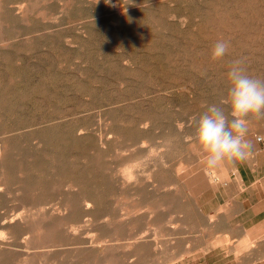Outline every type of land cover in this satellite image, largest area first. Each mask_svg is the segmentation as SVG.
Here are the masks:
<instances>
[{
    "label": "rangeland",
    "instance_id": "1",
    "mask_svg": "<svg viewBox=\"0 0 264 264\" xmlns=\"http://www.w3.org/2000/svg\"><path fill=\"white\" fill-rule=\"evenodd\" d=\"M238 58L264 0H0V263L264 264V115L244 162L194 142Z\"/></svg>",
    "mask_w": 264,
    "mask_h": 264
},
{
    "label": "clouds",
    "instance_id": "2",
    "mask_svg": "<svg viewBox=\"0 0 264 264\" xmlns=\"http://www.w3.org/2000/svg\"><path fill=\"white\" fill-rule=\"evenodd\" d=\"M228 48V42L217 41L212 59L223 58ZM226 75V98L220 104L208 105L194 120V142L203 153V165L209 169L249 159L253 144L247 139L248 117L264 115V80L247 74L244 58L232 60Z\"/></svg>",
    "mask_w": 264,
    "mask_h": 264
},
{
    "label": "bare ground",
    "instance_id": "3",
    "mask_svg": "<svg viewBox=\"0 0 264 264\" xmlns=\"http://www.w3.org/2000/svg\"><path fill=\"white\" fill-rule=\"evenodd\" d=\"M84 200H86V199H84ZM79 201H80V200H79ZM82 201H83V200H82ZM82 201H81V202H82ZM86 201H87V200H86ZM86 201H85V202H86ZM83 202H84V201H83ZM87 202H88V201H87ZM81 204H82V203H81ZM21 217H22V216H21ZM21 217H20V218H21ZM20 221H21V220H20ZM26 222H27V221H26ZM63 223H64V225H65L64 220H63ZM27 224H28V222H27ZM31 225H32V224H31ZM66 225H67V224H66ZM27 226H28V225H27ZM45 226H46V225H45ZM68 226H69V225H68ZM61 227H62V226H61ZM28 228H29V227H28ZM33 228H34V226H33ZM46 228H47V227H46ZM46 228H45V229H46ZM62 228H64V227H62ZM39 229H41V228H39ZM37 231H38V230H37ZM46 231H47V230H46ZM32 232H33V230H32ZM63 232H65V231H63ZM68 232H69V230H68ZM38 233H39V232H38ZM41 233H42V232H40L39 234H41ZM66 233H67V232H66ZM36 234H37V233H36ZM39 234H37V235H38V238H39ZM44 234H46V233H44ZM33 235H34V234H33ZM70 235H71V234H70ZM0 236H3V235L1 234ZM34 236H35V235H34ZM41 236H42V234H41ZM41 236H40V237H41ZM46 236H47V235H46ZM46 236H45V237H46ZM50 238H51V237H50ZM40 239H41V238H39V240H40ZM35 240H38V239L35 238ZM39 240H38V242H39ZM31 241H33V240L31 239ZM40 241H41V240H40ZM144 241H145V240H144ZM140 242H142V241L140 240L139 243H140ZM143 243H144V242H142V244H143ZM41 244H42V243H41ZM40 246H41V245H40ZM40 246H39V247H40ZM37 247H38V246H37ZM134 247H135L134 250H135V253H136V250H137V249H136V246H134ZM137 247H138V245H137ZM78 250H79V249H78ZM92 250H93V249H92ZM108 250H109V249H108ZM138 250H139V249H138ZM80 251H81V247H80ZM93 251H94V250H93ZM77 252H78V251H77ZM102 252H103V251L98 252V253H99V254L101 253V255H104V254H102ZM1 253H2V252H1ZM80 253H82V252H80ZM80 253H79V254H80ZM93 253H95V252H93ZM103 253H104V252H103ZM107 253H108V252H107ZM107 253L105 254L106 256H108ZM137 253H138V252H137ZM91 254H92V253H91ZM99 254H98L97 256H99ZM108 254H109V253H108ZM3 255H4V254H3ZM77 255H78V254H77ZM95 255H96V254H95ZM126 255H127V254H126ZM103 257H104V256H103ZM0 264H1V263H0Z\"/></svg>",
    "mask_w": 264,
    "mask_h": 264
}]
</instances>
